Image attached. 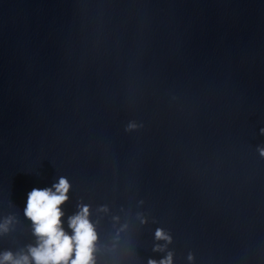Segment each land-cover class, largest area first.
<instances>
[{
	"label": "water",
	"instance_id": "water-1",
	"mask_svg": "<svg viewBox=\"0 0 264 264\" xmlns=\"http://www.w3.org/2000/svg\"><path fill=\"white\" fill-rule=\"evenodd\" d=\"M264 23V0H0V188L94 142Z\"/></svg>",
	"mask_w": 264,
	"mask_h": 264
},
{
	"label": "clouds",
	"instance_id": "clouds-1",
	"mask_svg": "<svg viewBox=\"0 0 264 264\" xmlns=\"http://www.w3.org/2000/svg\"><path fill=\"white\" fill-rule=\"evenodd\" d=\"M261 154L264 155V151ZM70 187L68 180L61 177L51 188H33L28 193L24 213L33 222L38 245L30 246L29 254L18 259L6 252L0 264H93L92 253L97 233L89 219V207L81 205L80 211L69 218L71 236L62 227L63 212L60 206L68 200ZM155 236L158 240L171 242V237L163 230L158 229ZM157 250H160L159 246ZM149 264L157 262L149 261ZM159 264H172V254L169 253Z\"/></svg>",
	"mask_w": 264,
	"mask_h": 264
}]
</instances>
